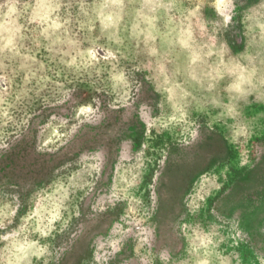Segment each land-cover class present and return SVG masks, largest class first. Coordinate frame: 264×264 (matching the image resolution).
I'll return each mask as SVG.
<instances>
[{"label":"rangeland","instance_id":"1","mask_svg":"<svg viewBox=\"0 0 264 264\" xmlns=\"http://www.w3.org/2000/svg\"><path fill=\"white\" fill-rule=\"evenodd\" d=\"M6 4L30 38L0 65V264H264V85L228 87L242 18L206 34L229 0H0V27Z\"/></svg>","mask_w":264,"mask_h":264},{"label":"clouds","instance_id":"2","mask_svg":"<svg viewBox=\"0 0 264 264\" xmlns=\"http://www.w3.org/2000/svg\"><path fill=\"white\" fill-rule=\"evenodd\" d=\"M115 2V0H114ZM234 11L231 16L227 19L217 16L214 22L205 21L208 27V35L214 38V34L221 29H229L234 25L241 22L237 17L242 18L245 27V34L249 37L248 49H246L247 63L244 65H238L235 72L234 82L228 85L229 89L237 94H242L245 91V86L255 87L258 85H264V0H260L259 5L256 7L260 10L257 15L251 8H244L242 11H236L238 7H242L244 0H229ZM38 3L36 7H40ZM112 5L105 3L97 5V9L100 10V15L97 17L100 19L101 24L104 28L109 27V25H115L119 22L120 16L117 13L104 14L103 9L109 8ZM8 9V14L5 17V22L2 27H0V65L3 67H8V65H3L4 60H8L15 63L18 57H21V49L24 48V41L30 37L26 36L23 29H26V24L18 23V20L23 17L28 9V5H23L20 7V11H17L16 5H4ZM50 11H56L60 7L58 4H48L46 5ZM156 7H164V5H157ZM194 14V13H193ZM191 15V14H190ZM43 22H47V17H39ZM37 20L35 13L27 20V23H32ZM68 20H65L64 24L67 25ZM52 27V25H49ZM57 29L64 28V25L55 24ZM65 33L69 31L68 28H64ZM48 33V28L43 30V34ZM189 39H192V33H188ZM47 38V37H46ZM56 40L59 41L60 37L57 36ZM67 42L76 44L77 41L72 38H67ZM183 43V42H182ZM206 56H211L212 52L209 50L205 53ZM194 63V61H192ZM219 65H223V61L219 62ZM218 65V67H219ZM222 71H226L228 74H233L234 70L229 68L227 65H223ZM220 77V73H217ZM222 78V77H220ZM109 82L113 88L120 85L127 87V78L123 69L119 70L118 77L109 76ZM198 81H194L193 86L198 85ZM211 87V86H209ZM7 99V97H5ZM214 103V101H213ZM7 219V217H5ZM10 223V221H9ZM7 225L0 222V228H6ZM4 240H9L8 236L2 237ZM27 246L20 245L15 247L14 254H19L18 258L12 260L10 264H19L20 260H24L25 264H31L30 261L26 259L27 255H35V253H27ZM23 253V254H20Z\"/></svg>","mask_w":264,"mask_h":264}]
</instances>
